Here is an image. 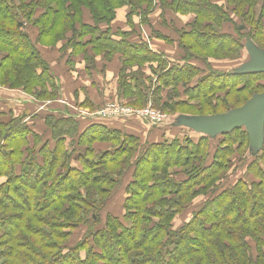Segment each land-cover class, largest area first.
I'll use <instances>...</instances> for the list:
<instances>
[{"label":"trees","instance_id":"obj_1","mask_svg":"<svg viewBox=\"0 0 264 264\" xmlns=\"http://www.w3.org/2000/svg\"><path fill=\"white\" fill-rule=\"evenodd\" d=\"M221 1L0 0V85L24 90L35 85L32 97L38 102L58 96L49 65L22 30L24 21H30L40 46L70 33L71 47L90 46L93 57L119 53L123 67L116 93L130 106L145 98L143 82L149 79L141 66L156 63L152 102L160 105L159 111H169L178 96H185L188 102L181 104L194 111L181 114L185 116L241 107L264 92V73L205 75L191 62L199 61L198 53L239 59L249 41L264 51V0ZM121 7L128 8V30L112 32L109 23ZM155 8L161 10L163 24L166 11L193 15L176 32V41L151 32L176 43L182 65L166 68L161 53L129 38L132 18L147 25ZM84 10L90 15L87 22ZM227 25L232 31H224ZM65 49L69 63L74 55ZM179 87L182 95L172 91ZM162 88L168 92L165 102ZM76 105L91 107L87 100L76 99ZM24 119L0 111V264H264V141L251 154L243 128L218 139L194 134L183 136V142L174 136L142 145L133 134L100 123L81 127L85 120L59 113L41 116L43 131ZM96 142L116 146L94 153ZM83 148L84 156L77 152L73 157ZM237 164L242 176L232 180ZM130 169L122 215L105 211L102 227L96 228ZM172 169L183 175L176 177ZM199 198L204 200L189 210ZM185 212L190 218L174 229ZM80 227L85 233L71 242Z\"/></svg>","mask_w":264,"mask_h":264},{"label":"rangeland","instance_id":"obj_2","mask_svg":"<svg viewBox=\"0 0 264 264\" xmlns=\"http://www.w3.org/2000/svg\"><path fill=\"white\" fill-rule=\"evenodd\" d=\"M210 1L217 3V4H223V2L221 0H210ZM83 12L84 13H83L82 19H83V21L85 20V22H87V20H89V16H90L89 12L87 10H84ZM127 12H128L127 7H121V8L116 10L113 20L110 23L108 22L112 32H115L117 30L123 31V30L128 29L126 26V13ZM160 14H161V10L159 8H155L153 10L152 14L150 15V17H148L149 24H147V25L141 24V18H132L133 25L130 27H132V32L133 31L134 32L129 38L135 39L136 41H140V39H143V42L146 43L147 39H145V38L149 37L148 41L154 42L153 39H155V37L151 40V38L153 37L151 35V32H155V31H157V28L163 27L166 29V31H161L158 33L163 34V35L168 34V37H170L171 39L176 41V39H177L176 32L179 33L180 31H182V29H185V26L187 24L191 23L193 20V15H185L184 16V15H180V14H175L172 11H166V13H163V15L167 16L166 17L167 24H163L161 22V19H160ZM22 26H23L22 27L23 32L27 35L28 39L34 44V47L38 50V52L40 53V50H42L41 52L45 56L50 58L51 62L55 65V71L58 74L59 73L63 74V77L66 79V82H64L65 83L64 84V90L60 93L61 95L58 92V96L54 100H45L46 98H43V100L40 101L43 103H40L37 100H35L34 97H32L33 94L35 93V91L38 89V88H36L35 85L32 86L31 88L27 89V90L20 89V88L19 89H9V88L2 86V85H0V88H3L5 90L9 91V93H15V94L22 96L24 98L31 99L34 102L40 103V105H45V107H43L44 112H42V113H48V112L55 113L54 111L59 112L60 110H62L61 107L69 109L71 111H73L74 109H77V105H76L75 100H76V98H78L79 94H83V95H85V97L88 96L90 98V99L89 98H87V99H88V101L90 100V104H91L90 108L91 109L90 108H88V109L81 108V111L85 110V111L89 112V114H98L100 111H104V110H107V111L112 110L113 111L115 109L122 108V107H130V108H133L136 110L151 109L152 111L156 112L157 115L160 114V115H165V116L169 117V119L173 123V120H175L177 117L185 116V115H181V114H190V113L194 112L193 109L189 108L188 106L181 104V103H183V101H186V103L188 102V99L185 96L174 97L173 101L176 104L174 106H172V108L169 111L168 110L159 111V110H162L160 105L157 104V107L154 106V104L152 102V92H153L154 85L158 83V82H156V79H155L157 76V73H155V71L157 69L156 63H154V65L152 67H150L148 65L141 66V69H142L141 72H143L145 74V76L148 77V79L150 81L147 80V81L143 82V87L145 88L144 100H142L140 102L135 100L134 103L137 104V106H135V107L130 106L127 103L126 99L121 97L119 93H116L117 89L120 91V88H118L119 82L117 83V79L120 78L121 70L123 67L119 53L112 55V56L111 55L106 56V57L99 56V55L93 57L90 46H86V47H82V48H76V49L71 47V43H70L71 35H70V33L65 34L62 37V41L55 43L53 41L47 40V41H45V43L47 45L40 46L38 44V37H39L38 30L32 25V23H30V21H28V22L24 21V24H22ZM133 26L135 27V29ZM224 31L225 32L232 31V26L227 25L226 29H224ZM75 40H77V38H75ZM146 44L148 47L151 48V49L149 48L150 50H152L156 53H161L164 56L166 68L167 67L169 68L170 65L177 66V65L183 64V61L180 60L178 57V55H180V51L177 49L176 43L174 45H168L170 47V48L168 47V49L170 50L169 53L172 54V56L171 55L168 56V55L163 54L162 52L159 51V49H156L152 43L148 42ZM65 48H67V49L70 48L68 50H70V51L72 50V55H74L73 58L70 59L69 65H67V63L66 64L64 63L65 62L64 58L68 57V55H67L68 53H67V50ZM75 53H76V56H75ZM174 53H177V56H175V58H173V60H172L173 55H175ZM198 54H199V56H201L199 61H195V62H191V63L198 65L200 67L199 69L201 71V74H205V75L208 74L209 71H218V72H222V71L226 72V71H230V70L235 71L237 69V67H239L241 64L245 63L249 59L245 50L243 51L242 57H240L239 59H235V60H219V59H216L218 55H214L212 53L211 54L198 53ZM202 57H209L208 61L202 60V59H204ZM88 69H89V71H88ZM93 71L96 72V74L98 75L99 82H100L102 89L105 87V85L109 86V89H111V96H109V95L103 96L102 92L100 94L99 92L96 91V89H94L93 87L90 86V80L94 79L92 77ZM240 75L244 76L247 74H240ZM56 80L58 83L59 80L58 79H56ZM195 81H196V79L193 80L192 83H195ZM172 91L182 95L181 93L183 90H182V88L179 87L177 89H173ZM161 92L162 93H161L160 97L165 102V98H167L168 92L163 88L161 89ZM228 99H229V101H232L233 97H228ZM91 101L94 103V105L96 104L95 105L96 108L93 107L94 105L92 106L93 103ZM240 104H241V102L238 104H235V106H238ZM186 105H191V103H188ZM243 105H245V103ZM237 108H240V107H237ZM237 108H234V109H237ZM234 109H231V110H234ZM88 110H91V111H88ZM231 110H229V111L217 110L216 112H218V114H216V115L196 116V117H206L207 118V117H215V116H219V115H226ZM219 112H221V113H219ZM106 114L109 116H114V114L112 112H109ZM188 117H193V116H188ZM108 118L110 120L104 119L103 121L106 123H115L116 121H119L114 117H108ZM134 121L143 124V126L148 128L150 131L156 129V126H150L148 124V122L145 120H142V121L141 120H134ZM81 124H82L81 127L88 125L87 123H81ZM180 129H182V128H180ZM188 131H190V132H188ZM194 134H196V133H193L191 130L187 129V132L185 134L176 135L175 137L179 138L180 142H183L182 141L183 136L189 135V136L196 137L197 134L196 135H194ZM215 139H218V137H216ZM150 142H152V141L146 140L143 142L142 145H144L146 143H150ZM95 145L98 146L99 150L94 147ZM115 146H116V144L96 142L93 144L92 149H93L94 153H97L99 151L103 152L106 150H111ZM84 148L75 151L73 153V157H75V155H77V152H79L80 155L84 156V154H85ZM234 156H236V155H233V157ZM233 157H232V160H236V158L233 159ZM237 157H239V156H237ZM131 160H129V162ZM73 163H76L75 165L80 167L81 162L78 163V162L73 161ZM239 167H240L239 164H237V167L234 170L235 175H233L232 180L235 179L236 177L242 176V171ZM179 170L180 169H175V170L172 169V171L176 175V177L183 175V174H181L182 172H179ZM131 171H132V169H130L124 173V175L121 179V183L116 188L113 196H116L118 193H120L122 191L124 185H125L124 183L131 179ZM113 196H112L109 204H107L106 209H104L102 214L100 213L101 221H100V224L96 228L102 227V224H103L104 218H105V211L108 212V210L110 209L113 212L111 207L116 208L117 205L119 204L117 202L118 195L115 198ZM203 200H204V198L196 199L192 203L193 205L189 210H191V209L193 210V208L196 209L199 206L200 201L202 202ZM195 204H197V205L194 206ZM189 216L190 215L186 212H185V214L183 213L182 215H180L177 218L176 222L173 224V228L177 229L182 223L186 222L190 218ZM85 231H86V229L84 227H80L79 230L72 237L71 242L75 243V242L79 241L82 238ZM251 247H254L253 243L251 244Z\"/></svg>","mask_w":264,"mask_h":264},{"label":"crops","instance_id":"obj_3","mask_svg":"<svg viewBox=\"0 0 264 264\" xmlns=\"http://www.w3.org/2000/svg\"><path fill=\"white\" fill-rule=\"evenodd\" d=\"M123 31H126V30H123ZM161 31H166V29L163 27H159V28H157V31H155V32H161ZM163 36L168 37V34H164ZM153 38L154 37H152L151 40ZM168 38H170V37H168ZM145 39H147V41H148L149 37L145 38ZM140 40L143 41V39H140ZM153 40H154V42L153 41H151V42L148 41V42L152 43L155 46V48L159 49V51L162 52L163 54L168 55V56L169 55L172 56V54L169 53L170 50L168 49V47H169L168 45H174L175 44L174 42L173 43H166L165 41L157 39L156 37ZM171 40H173V39H171ZM133 41H136V40L133 39ZM147 41H146V43H148ZM41 51L42 50H40V54H41L42 58L49 65V68H50L51 72L53 73L54 77L59 80L58 81V87H59L58 92L60 94L64 90V84H65L64 82H66V79L63 77V74H61V73L58 74L55 71V65L51 62V59L48 58L47 56H45ZM174 54L175 55H173L172 60H173V58H175V56H177V53H174ZM71 58H73V56ZM67 59H68V57L64 58L65 62L64 61L63 62L65 64L67 63V65H69L70 62L68 63ZM193 65H195V64L193 63ZM196 66H198V65H196ZM88 71H89V69H88ZM92 77L94 79L90 80V86L93 87L94 89H96V91L99 92L100 94L102 92L103 96H108V95L111 96V89H109V86L105 85V87L102 89L100 82H99V77L96 74V72H94V71L92 72ZM87 98H89V97L88 96L85 97V95L79 94L78 98H76V99L80 102V100L81 101H84V100L88 101ZM88 102L90 103V100ZM93 105H94V103L92 104V106ZM95 105L93 107H95ZM43 107H45V105H40V103L34 102L31 99L24 98V97L19 96L15 93H9V91H7L3 88H0V111L4 112V113L12 112L14 116H17V115L23 116L25 118L24 121H30V123H32L34 125L33 128L35 130L43 131V129L39 126V123H38L40 121L41 116L44 114V113H42V112H44ZM61 109L62 110H60L59 112H56V111H54V112L59 113L61 115L74 117L75 119H78L80 121L82 119L85 120L82 123L106 124V126H108L110 128L122 130L128 134H133V135L139 137V139L141 140L142 143L146 140H151L152 142H158L161 140H170L171 138H173L176 135L185 134L187 132V129H185V128L180 129V128L172 127V125H170V123L166 124L165 126H162V127H156V129L150 131L148 128L144 127L143 124L135 122L134 120H119V121H116L115 123H106L103 121L104 118H91L88 116L81 115V108H78V107H77V109H74L73 111L66 109V108H62V107H61ZM82 111H85V110H82ZM88 111H91V110H88ZM108 120H110V119H108ZM188 132H190V131H188ZM94 147L99 150L98 146L95 145ZM117 195H118L117 202L119 204L117 205L116 208L111 207L113 212L110 209L108 210V212L115 215V216H121L122 215L121 205H122L123 198L125 196L124 190L122 189V191L120 193H118ZM116 196H114V198Z\"/></svg>","mask_w":264,"mask_h":264},{"label":"water","instance_id":"obj_4","mask_svg":"<svg viewBox=\"0 0 264 264\" xmlns=\"http://www.w3.org/2000/svg\"><path fill=\"white\" fill-rule=\"evenodd\" d=\"M244 50L249 59L237 67L235 73H264V51L250 41L245 44ZM172 127L185 128L211 139L243 128L249 139L251 154L257 153L264 141V92L253 95L245 105L231 110L226 115L207 118L179 116L173 120Z\"/></svg>","mask_w":264,"mask_h":264},{"label":"built area","instance_id":"obj_5","mask_svg":"<svg viewBox=\"0 0 264 264\" xmlns=\"http://www.w3.org/2000/svg\"><path fill=\"white\" fill-rule=\"evenodd\" d=\"M110 110V109H109ZM100 111L98 114H89L87 111H81V115L88 116L91 118H104L109 119L108 117H114L117 120H145L148 122L150 126L162 127L166 124L172 125V121L169 117L165 115L156 114V112L151 109L145 110H136L130 107H122L115 110L110 111ZM112 112L114 116H109L106 113Z\"/></svg>","mask_w":264,"mask_h":264}]
</instances>
